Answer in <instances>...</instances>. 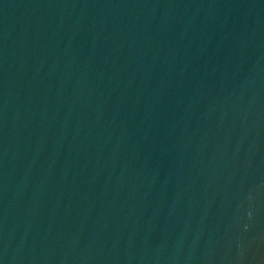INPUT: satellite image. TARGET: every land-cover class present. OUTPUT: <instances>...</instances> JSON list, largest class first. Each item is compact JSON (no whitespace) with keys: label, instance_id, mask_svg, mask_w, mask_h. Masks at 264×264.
<instances>
[{"label":"water","instance_id":"1","mask_svg":"<svg viewBox=\"0 0 264 264\" xmlns=\"http://www.w3.org/2000/svg\"><path fill=\"white\" fill-rule=\"evenodd\" d=\"M0 264H264V0H0Z\"/></svg>","mask_w":264,"mask_h":264}]
</instances>
